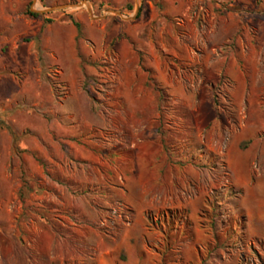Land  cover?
I'll return each mask as SVG.
<instances>
[{
  "label": "rangeland",
  "instance_id": "obj_1",
  "mask_svg": "<svg viewBox=\"0 0 264 264\" xmlns=\"http://www.w3.org/2000/svg\"><path fill=\"white\" fill-rule=\"evenodd\" d=\"M4 3L0 264H264V0Z\"/></svg>",
  "mask_w": 264,
  "mask_h": 264
},
{
  "label": "crops",
  "instance_id": "obj_2",
  "mask_svg": "<svg viewBox=\"0 0 264 264\" xmlns=\"http://www.w3.org/2000/svg\"><path fill=\"white\" fill-rule=\"evenodd\" d=\"M2 6V8H1V10H0V18H3V19H5V20H7L8 18H7V14H5V13H3V12H5V6H7L5 3L4 4H2L1 5ZM33 13H35V12H33ZM38 15L37 16H35L37 19H39V21H41V22H45L46 20H47V18L48 17H51V16H49V13H37ZM41 29H42V27L40 26V30L39 31H37L38 33L41 31ZM60 31H62L61 29H59V35L60 36H62L61 34H62V32H60ZM43 33V32H42ZM50 37V36H49ZM49 37H46V40L48 41L49 40ZM42 48H44V47H42Z\"/></svg>",
  "mask_w": 264,
  "mask_h": 264
},
{
  "label": "trees",
  "instance_id": "obj_3",
  "mask_svg": "<svg viewBox=\"0 0 264 264\" xmlns=\"http://www.w3.org/2000/svg\"><path fill=\"white\" fill-rule=\"evenodd\" d=\"M31 14H32V15H35V16H37V15H38L37 13H33V12H32Z\"/></svg>",
  "mask_w": 264,
  "mask_h": 264
}]
</instances>
